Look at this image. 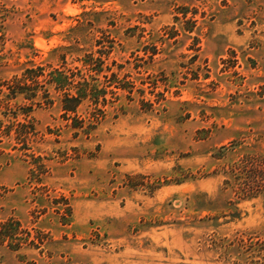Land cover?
<instances>
[{"label":"rangeland","instance_id":"1","mask_svg":"<svg viewBox=\"0 0 264 264\" xmlns=\"http://www.w3.org/2000/svg\"><path fill=\"white\" fill-rule=\"evenodd\" d=\"M1 222L0 264H264V0H0Z\"/></svg>","mask_w":264,"mask_h":264},{"label":"trees","instance_id":"2","mask_svg":"<svg viewBox=\"0 0 264 264\" xmlns=\"http://www.w3.org/2000/svg\"><path fill=\"white\" fill-rule=\"evenodd\" d=\"M100 44V43H99ZM99 64L104 63V59L102 56L96 58ZM97 72L102 71L101 66L96 69ZM45 70L42 67L38 68H27L24 72V76L27 80H33L34 82H37V78L39 76H46ZM49 78L46 77V81L49 82L50 84H54L55 88L59 91H63L64 93V98L63 100V109L66 111V116L69 115V113H75V117L78 115V108L81 105L82 101L86 98L93 97L95 100H99V96L103 95L105 96L107 94L106 91H102L103 93L95 94L97 91V87L90 85V82L85 80L83 83L84 87H78L76 89V94H72V86L75 88L78 85H75V81L71 78V75L66 73L65 70L63 69H53L48 73ZM24 78V79H25ZM17 80H14V84L10 86L11 89V94L17 95L18 93L26 92V91H31L30 85L28 83L23 84V78H16ZM9 83V82H8ZM30 96V95H29ZM32 97V95H31ZM30 98V97H29ZM77 120V119H76ZM78 121V120H77ZM80 125L83 126L84 120L78 122ZM76 124V123H75ZM78 126V125H75ZM1 229H0V241L1 243L5 242L6 240L10 242V247L13 245V238L14 235L18 232L17 227H10L8 226L7 223H0ZM12 248V247H11Z\"/></svg>","mask_w":264,"mask_h":264}]
</instances>
